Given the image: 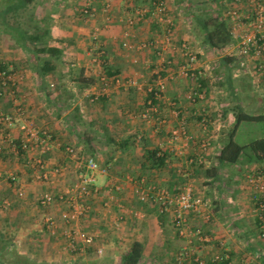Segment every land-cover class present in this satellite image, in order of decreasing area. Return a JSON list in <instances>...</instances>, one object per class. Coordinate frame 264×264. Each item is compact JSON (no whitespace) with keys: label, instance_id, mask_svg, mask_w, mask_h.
Here are the masks:
<instances>
[{"label":"crops","instance_id":"1","mask_svg":"<svg viewBox=\"0 0 264 264\" xmlns=\"http://www.w3.org/2000/svg\"><path fill=\"white\" fill-rule=\"evenodd\" d=\"M218 1L222 6L210 16L226 18L224 10L226 1L230 0ZM38 2L41 3L35 5L38 16L51 13V44L62 49V57L55 72L41 77L21 47H15V54L22 55L20 59L12 54L0 55V65L9 67L14 78L0 94V113L16 116L23 111L28 120L48 130L53 138L45 154L34 150L16 156L2 134L11 131L16 143L21 141L24 137L19 128L21 120L11 129L0 130V171L18 174L26 190L24 197H19L13 183L9 186L0 179V201H11L12 191L15 194L10 207L0 208V256L13 255L15 264H21V259L43 264H125L133 243L140 241L143 253L138 264H176L179 248L187 239L178 234L171 213L162 214L156 203L140 200L136 190L156 183L159 187L178 191L186 182H192L194 193L209 199L210 205L205 211L211 217L208 219L204 213L192 210L189 224L201 226L212 240L205 244L195 241L194 245L199 248L193 251L186 264H196L195 254H201L202 259L208 261L220 249L219 241L225 242L232 264H264L261 233L264 219L254 209L257 203L252 198L250 185L244 190V185L236 178L232 195L225 194L227 184L233 179L232 174L225 171L229 165L258 169L264 163L225 164L216 176L207 175L209 168L220 165V150L235 125L236 103L245 107L246 100L250 104L253 102L257 109L264 108V82L254 80L264 58L239 54L236 40L220 49L210 47L203 41L201 26L202 36L194 34L195 26L192 28L188 20L196 15L190 12L195 4L193 0H166L175 18L173 45L165 51L166 58L172 60L169 69L164 68L166 61L157 54L155 47L137 49L122 44L125 39L139 42L158 38L164 43L162 47H167L165 26L153 13L152 0ZM182 4L187 12L183 11ZM87 5L92 11L90 16L84 11ZM141 6L150 11L134 25L128 24L127 16L135 14ZM185 41L197 50L198 59L192 64L186 62L180 50ZM94 45L104 51L98 61L93 57ZM20 65L27 71L19 77L15 70ZM183 65L205 72L202 78L204 98H189L194 83L191 77L180 73ZM170 70L174 76L167 81L163 97L155 101L160 107V116L164 114L166 120L162 124L149 122L141 112L151 97L150 85L160 74L165 75ZM102 74L108 76L107 92L102 89ZM130 78L135 83H130ZM1 81L0 77V89ZM246 85L249 91L245 90ZM224 95L234 99L232 105L229 101H220ZM175 110L180 113L177 115ZM204 117L206 127L202 122ZM183 118L194 137L188 144L183 138L175 137ZM203 138L211 140L205 162L190 163L189 157ZM68 146L75 148L74 154L68 152ZM154 148L165 155L163 164L153 163L149 158L147 150ZM88 155H93L106 167L105 171L96 172L101 191L90 198L86 215L73 222L61 221L62 209L67 206L57 201L43 207L39 198L46 191L58 193L75 184L80 167H84L82 158ZM38 156L44 157L49 169L60 165L61 174H52L49 181L38 180L40 169L29 159ZM115 185H120L121 189L116 191ZM111 191L116 198L109 196ZM49 217H56L55 233L48 227ZM75 229L86 232L93 239L77 238V248L71 251L67 246L69 231ZM88 257L90 260L85 261Z\"/></svg>","mask_w":264,"mask_h":264},{"label":"built area","instance_id":"2","mask_svg":"<svg viewBox=\"0 0 264 264\" xmlns=\"http://www.w3.org/2000/svg\"><path fill=\"white\" fill-rule=\"evenodd\" d=\"M152 1L154 7L153 13L156 15L158 21L165 26L164 42L167 47H162V44L164 43H161L158 38L139 42L125 39L122 41V44L127 48L137 49L155 47L157 49V54L162 57L163 61H166L164 68L169 69L172 60L166 58L165 51L169 46L173 45L171 36L173 33L175 18L168 7L166 0ZM84 11L88 16L92 15V11L88 5L84 8ZM149 11V8L146 6L137 7L135 14L127 16L126 21L128 24L134 25ZM224 14L236 40L238 53L243 55H256L264 58V0L226 1ZM92 50L95 51L93 56L94 60L98 61L99 56L102 55L104 51L99 46L95 45L92 47ZM180 50L183 52L188 64L197 61V50L193 48L189 42H183L180 45ZM180 73L187 77H191L193 80L194 88L189 93V98H204L205 91L203 89L202 78L203 76L205 77V72L202 70L196 71L194 68H191L190 65H183ZM173 76L174 74L172 70L165 75L160 74L151 83L149 88L150 92L153 91L156 98H162L164 91L167 88V81ZM0 77L2 79L0 94H2L3 90L8 87L9 81L13 82L14 78L12 73H6L2 70H0ZM101 80L103 82L102 89L104 92H107V74H102ZM254 80L255 82H264V61L260 64ZM129 82L135 83V80L130 78ZM175 113L178 115L180 112L179 110H175ZM141 116L149 122L155 121L158 122V124H162L166 120L164 114L160 116V107L152 98L147 100L146 107L141 112ZM17 120H21L19 128L24 133V137L20 141L21 148L26 152L38 150L40 154L47 153L51 147L50 143L53 138L52 134L48 130L40 129L34 124V122L28 120L23 111L19 112L16 116L12 113H0V130H6L7 128L11 129ZM206 120V117L202 118L205 127ZM175 137L183 138L184 142L187 144L194 138L193 135L188 132L186 120L184 118L181 121L179 129L176 131ZM2 138L5 141H8L14 150H18V145L16 144L15 137L11 134V131L3 133ZM210 146V138H203L200 140L193 156L189 157V162L196 163L197 165L204 163L205 153L209 150ZM1 149L2 148L0 147V153ZM67 150L71 154L75 153V148L73 146H68ZM173 150L176 151L177 148L174 147ZM178 152H183V150H178ZM29 159L33 165L39 167L40 173L38 174V177L41 180L49 181L52 179L53 175L61 174L62 172V167L60 165H56L52 169H49L42 156ZM82 159L84 167H80L78 181H76L75 184L58 193L46 191L39 198V203L43 207L50 206L57 201L66 203L68 209L62 213V217L66 222L76 221L82 215H86L90 209V198L99 194L101 191V188L97 183L96 172L105 171L106 167L101 166L99 160L93 155L84 156ZM0 179H8L15 185L16 194L19 197H24L26 193L25 186L20 182L19 176L16 173L0 171ZM247 182L253 191L258 209L261 212L260 217L261 219H264V165L261 168H258L255 172L248 174ZM114 188L118 191L121 189V186L115 185ZM136 191L140 200L156 203L160 213H171L178 234L187 239L186 243L179 248L176 256V264H186L187 259L191 256L193 251L196 248H199L194 245L195 241L200 244H205L212 240V237L207 234L201 226H192L189 224V212L192 210L201 214L204 213L208 219L211 217L210 213L205 211L210 205L209 199L203 195L194 193L192 182H186L182 189L178 191H172L166 187H159L156 183H149L146 188L141 187ZM113 192L111 191L109 194L112 199L116 198V194ZM10 205L11 201L9 199L0 201V208H8ZM47 221L50 231L55 233V220L48 218ZM261 229V233L264 236V225ZM69 236L70 248L74 250L77 248L75 242L77 238L81 237L84 240L93 239L92 236H88L86 232L79 229L69 231ZM219 247L220 249L218 248L208 261L203 260L201 254H195L194 261L196 264H216L223 261L227 262V264H232V261L230 260L231 255L227 251L225 242L219 241ZM99 251L101 252L102 250Z\"/></svg>","mask_w":264,"mask_h":264},{"label":"trees","instance_id":"3","mask_svg":"<svg viewBox=\"0 0 264 264\" xmlns=\"http://www.w3.org/2000/svg\"><path fill=\"white\" fill-rule=\"evenodd\" d=\"M39 0H0V23L1 32L10 36L16 47H21L28 53L35 71L44 77L56 71L63 51L58 46L51 44L52 35L50 26L52 21L51 13L38 16L36 4ZM198 21L202 27L203 41L210 47L220 49L235 41L226 18L216 16H199ZM6 65H0V70L10 73ZM204 84V80H202ZM151 97L156 101L153 91ZM235 125L229 132L228 141L222 146L218 156L219 166L207 170V175L216 176L219 168L225 164L264 163V137L256 138L246 143H239L236 139V132L244 121L264 122V112H250L240 102L234 106ZM19 152H26L20 146V140L16 143ZM149 158L153 163L163 164L165 155L157 149L147 150ZM262 167V166H261ZM260 167V168H261ZM255 169L253 172H255ZM252 172V173H253ZM250 174V173H249ZM248 183V182H247ZM143 244L135 241L131 250L125 258V264H138L142 258ZM21 264H43L35 260L21 259ZM0 264H11L0 256Z\"/></svg>","mask_w":264,"mask_h":264},{"label":"rangeland","instance_id":"4","mask_svg":"<svg viewBox=\"0 0 264 264\" xmlns=\"http://www.w3.org/2000/svg\"><path fill=\"white\" fill-rule=\"evenodd\" d=\"M193 1L195 2V4L192 5V8L190 9V12L192 11L196 15H194V18H189L188 20L190 21V24H192V28H193V26H195V30L192 31V32L193 33L195 32L194 34H196L198 37H201L203 33L200 30L201 28H200V22L198 21V17L199 16H207L208 17V15L210 16L211 14L217 13V11H219V9L222 6V4L218 0H193ZM38 4L40 5L41 3L37 2V5ZM182 6H183V11L185 10L187 12L188 10L186 9V7H184L183 4H182ZM38 9L41 10V7H39ZM1 28H2V26H1V23H0V55L2 56V54H4V55H8L9 56V54H12L17 59L18 58L20 59L22 55L21 54H15V47L16 46L14 45L13 40L11 39L10 36L2 33L1 32ZM192 32H191V34H192ZM25 55H28V53L25 52ZM26 71H27L26 67H24V65H20V67L17 70H15V75L20 77L22 75L21 73H23V72L25 73ZM249 83L250 82L247 81V84H249ZM245 90L249 91V87L247 85L245 86ZM219 99H220V101H223V102L224 101L225 102L229 101L230 102L229 105H232L231 103L234 101V99H232L228 95L227 96L224 95V97L222 96ZM245 107L250 112H262V111L264 112V108H261V109L258 108L257 109L253 102L250 104L249 102H246V100H245ZM260 137H264V122H261V121H244V122H242L240 128L238 129V132H237V135H236L235 139L239 143H246V142H249V141L254 140L256 138H260ZM17 151L18 150H15V154H17L16 156L21 154V152H19V151L17 152ZM254 170L255 169L252 166L246 167L245 165L244 166H240L239 164H236L234 166H230L229 165L228 168L225 169V171H227L228 174H232L233 179L231 180V182H229L227 184V188H226V193L225 194L227 196H231L232 195V192H233V190H234V188L236 186V182H235L236 178L239 179L240 184L244 185V188H245L244 190H247L248 189V186H247L248 183L246 181L247 180V176H248L249 173H252ZM39 173H40V170H39V172H37V175ZM246 174H247V176H246ZM37 179L41 180L38 176H37ZM19 180H20V178H19ZM4 181L6 182V184L11 186L10 181L8 179H4ZM42 181H44V180H42ZM66 186H68V184ZM61 191H62V189H61ZM252 193H253V191H252ZM12 195H14V196H12L13 198H10V199H11V201L14 202L15 201V194L13 193V191H12ZM213 195H214V192H213ZM252 198H254V201H255V197L252 196ZM61 203H63V202H61ZM63 204H65L67 207L62 209V212H61L60 217H59L61 219V221L64 220L63 217H62V213L68 209V205L66 203H63ZM244 209H246V208H244ZM254 209H255L256 212H258L259 216H261V212L259 211V209H257V206H255ZM41 211L43 212V210H41ZM50 211H52V209H50ZM245 212L248 213L249 211L246 209ZM251 214L254 215L253 213H251ZM54 218L56 219V217H53L52 219H54ZM55 228H56V224H55ZM67 246H68V248L71 251L74 250V249L70 248V242H68ZM70 250L66 249V251L69 254L72 253ZM4 259L6 261L10 262L11 264H15V257L13 255L11 256L10 254H8L6 256V258H4ZM78 260H79V257H78ZM87 260H90V258L88 257V258L85 259V261H87ZM44 264H50V263L46 262ZM51 264H53V263H51Z\"/></svg>","mask_w":264,"mask_h":264}]
</instances>
